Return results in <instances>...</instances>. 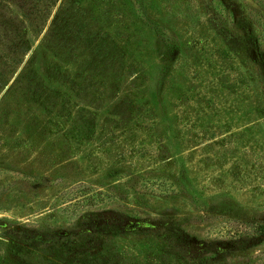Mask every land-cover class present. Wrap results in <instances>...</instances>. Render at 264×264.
<instances>
[{
    "label": "rangeland",
    "instance_id": "obj_1",
    "mask_svg": "<svg viewBox=\"0 0 264 264\" xmlns=\"http://www.w3.org/2000/svg\"><path fill=\"white\" fill-rule=\"evenodd\" d=\"M264 0H0V264H264Z\"/></svg>",
    "mask_w": 264,
    "mask_h": 264
},
{
    "label": "trees",
    "instance_id": "obj_2",
    "mask_svg": "<svg viewBox=\"0 0 264 264\" xmlns=\"http://www.w3.org/2000/svg\"><path fill=\"white\" fill-rule=\"evenodd\" d=\"M258 227H259L260 232H264V225H259Z\"/></svg>",
    "mask_w": 264,
    "mask_h": 264
}]
</instances>
